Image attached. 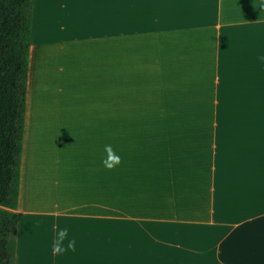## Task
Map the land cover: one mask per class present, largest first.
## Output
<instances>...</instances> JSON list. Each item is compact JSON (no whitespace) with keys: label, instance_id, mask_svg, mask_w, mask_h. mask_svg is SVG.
<instances>
[{"label":"crops","instance_id":"1","mask_svg":"<svg viewBox=\"0 0 264 264\" xmlns=\"http://www.w3.org/2000/svg\"><path fill=\"white\" fill-rule=\"evenodd\" d=\"M261 57V0H33L15 264H264Z\"/></svg>","mask_w":264,"mask_h":264},{"label":"trees","instance_id":"2","mask_svg":"<svg viewBox=\"0 0 264 264\" xmlns=\"http://www.w3.org/2000/svg\"><path fill=\"white\" fill-rule=\"evenodd\" d=\"M33 0H0V264H15Z\"/></svg>","mask_w":264,"mask_h":264},{"label":"clouds","instance_id":"3","mask_svg":"<svg viewBox=\"0 0 264 264\" xmlns=\"http://www.w3.org/2000/svg\"><path fill=\"white\" fill-rule=\"evenodd\" d=\"M261 7H264V0H261ZM261 59H264V57H261ZM105 151L109 154L108 158L102 161L105 167L113 168L120 163V157L112 153V148L110 145L105 146ZM75 246L76 240L75 238L69 237L68 228H61L58 232L55 233V238L52 243V251L54 253H63L68 249L74 251Z\"/></svg>","mask_w":264,"mask_h":264}]
</instances>
